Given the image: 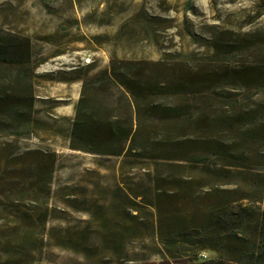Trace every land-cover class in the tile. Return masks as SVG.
Here are the masks:
<instances>
[{
	"label": "rangeland",
	"instance_id": "1",
	"mask_svg": "<svg viewBox=\"0 0 264 264\" xmlns=\"http://www.w3.org/2000/svg\"><path fill=\"white\" fill-rule=\"evenodd\" d=\"M5 34L29 40L33 71L71 77L87 114L105 107L130 117L129 92L103 73L114 68L129 80L155 64L184 78L202 72L214 93L249 89L264 100V83L234 74L264 69V0H0ZM163 102L200 105L190 96ZM208 102L218 110V100ZM70 125L24 138L0 133V264L264 261V160L253 154L237 170L91 153L79 141L88 152L74 151ZM173 135L236 139L216 129Z\"/></svg>",
	"mask_w": 264,
	"mask_h": 264
},
{
	"label": "trees",
	"instance_id": "2",
	"mask_svg": "<svg viewBox=\"0 0 264 264\" xmlns=\"http://www.w3.org/2000/svg\"><path fill=\"white\" fill-rule=\"evenodd\" d=\"M226 48L227 51L234 50ZM157 65L147 75L131 72L129 80L114 68H111L109 75L105 71L106 79H111L129 92L126 103L132 115L125 119L118 118L105 107L92 108L87 114L80 111L78 100L69 148L88 152L74 143L79 141L91 146V153L112 156L124 153L155 161L173 160L193 164H203L209 160L214 165L237 170L253 158V154L264 160V100H254L255 95L249 89L241 97L232 91L214 93L215 90L209 89L211 78L202 72L184 78L183 75L169 72L168 67L157 69ZM234 74L237 80L255 88L264 83V69L259 67L246 68ZM230 78L233 79V75ZM0 81V133L28 137L32 131L34 90L27 38L9 34L0 37ZM169 96L196 97L200 105L192 109L180 103L167 105L163 100ZM209 99L218 100V110L215 111V106L209 104ZM209 129L226 132L236 139L225 143L222 138L191 139L184 136L178 139L173 135L185 130L206 133ZM96 146H102V150H94ZM261 187L264 199V183ZM162 232L160 228V240ZM260 235L264 241V209ZM255 262L264 264V261ZM190 264L227 263L205 261Z\"/></svg>",
	"mask_w": 264,
	"mask_h": 264
},
{
	"label": "crops",
	"instance_id": "3",
	"mask_svg": "<svg viewBox=\"0 0 264 264\" xmlns=\"http://www.w3.org/2000/svg\"><path fill=\"white\" fill-rule=\"evenodd\" d=\"M34 100L32 110L31 129L47 131L49 128L61 130V124L72 123L73 108L77 100L72 96L74 80L69 76H63V72L57 75L49 71H33ZM50 115L55 118L50 119ZM55 125L56 127H53ZM71 129V125H70Z\"/></svg>",
	"mask_w": 264,
	"mask_h": 264
}]
</instances>
